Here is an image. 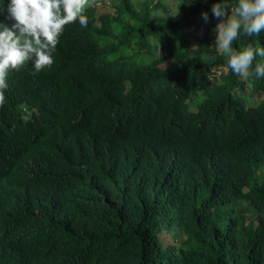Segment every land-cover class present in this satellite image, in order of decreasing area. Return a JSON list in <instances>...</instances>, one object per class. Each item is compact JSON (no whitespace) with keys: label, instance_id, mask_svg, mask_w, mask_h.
I'll return each instance as SVG.
<instances>
[{"label":"trees","instance_id":"16d2710c","mask_svg":"<svg viewBox=\"0 0 264 264\" xmlns=\"http://www.w3.org/2000/svg\"><path fill=\"white\" fill-rule=\"evenodd\" d=\"M104 1L90 0L86 27L64 26L51 66L8 72L3 109L21 119L23 100L41 112L31 144L48 177L25 213L11 219L0 201V264H264V99L244 107L245 86L264 92V77L234 74L218 50L222 0H175L170 20L153 16L161 0H108L113 13L97 16ZM7 3L3 24L14 23ZM249 45L264 47V31L233 42ZM214 69L227 72L210 80ZM71 80L127 106L107 144L72 137L48 111L50 90Z\"/></svg>","mask_w":264,"mask_h":264},{"label":"clouds","instance_id":"9594fccd","mask_svg":"<svg viewBox=\"0 0 264 264\" xmlns=\"http://www.w3.org/2000/svg\"><path fill=\"white\" fill-rule=\"evenodd\" d=\"M152 1L147 4L156 3ZM101 4L105 6L109 2L105 0L92 7L95 10ZM89 6L90 0H8L5 10L14 23L10 27L0 23V201L8 205L11 219L26 212V196L40 185L37 178L48 177L45 175L48 173L44 154L31 144L43 135L46 127L41 112L23 100L15 108L24 113L21 119L3 109L8 72L19 70L26 61L32 62L34 74L51 66L52 52L64 26L78 20L80 26L86 27L88 18L84 13ZM211 12L219 21L214 29L216 46L228 57V68L241 77H264V64H257L252 73L249 71L255 57L264 58V47L233 48L241 31L247 37L264 31V0H237L231 7L222 0L212 5ZM201 17L205 23L209 21L207 12H202ZM226 72L214 69L210 80ZM76 83L74 80L56 83L46 99L47 109L59 117L63 129L72 137L77 139L86 134L89 142L103 146L127 120L129 110L115 96H99ZM247 86L244 107L255 109L264 97L257 105L250 106L247 90L255 94Z\"/></svg>","mask_w":264,"mask_h":264},{"label":"rangeland","instance_id":"374dc122","mask_svg":"<svg viewBox=\"0 0 264 264\" xmlns=\"http://www.w3.org/2000/svg\"><path fill=\"white\" fill-rule=\"evenodd\" d=\"M134 2L147 5V3H151L153 1L152 0H134ZM160 4L162 7H160L158 10H156L153 13V16L155 17V19L161 20V19H165V17H169V20H170V19H173V17L178 13V10L176 9V6H175L176 5L175 0H161ZM112 9L113 8L111 7V5L104 6V4H101L95 8V13L97 16L101 14L102 12H107V13L112 14L113 13ZM4 24L10 27L12 23L8 22ZM247 93L250 96L248 99V103L250 106L257 105L259 102L262 101V98L264 97V93L252 95L249 90H247ZM261 171L264 172V168H262Z\"/></svg>","mask_w":264,"mask_h":264}]
</instances>
